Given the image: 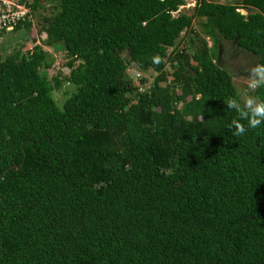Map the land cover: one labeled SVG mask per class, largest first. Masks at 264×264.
I'll return each instance as SVG.
<instances>
[{
  "label": "trees",
  "instance_id": "16d2710c",
  "mask_svg": "<svg viewBox=\"0 0 264 264\" xmlns=\"http://www.w3.org/2000/svg\"><path fill=\"white\" fill-rule=\"evenodd\" d=\"M10 1L29 13L0 32V264H264V124L233 134L218 55L264 64V0Z\"/></svg>",
  "mask_w": 264,
  "mask_h": 264
},
{
  "label": "rangeland",
  "instance_id": "374dc122",
  "mask_svg": "<svg viewBox=\"0 0 264 264\" xmlns=\"http://www.w3.org/2000/svg\"><path fill=\"white\" fill-rule=\"evenodd\" d=\"M218 1L220 4H226L228 0H214ZM186 5L182 6L179 11L185 14L191 15L194 11L195 0H185ZM246 15V14H245ZM17 34L15 37L13 36H4L1 40L3 47L7 50V54L12 51L18 44L23 42L24 38H18ZM37 33L35 30H32L28 34V41L24 47L23 52L32 49L34 44L37 42ZM15 38V40H13ZM208 44L211 46V41L207 39ZM52 51V50H50ZM171 52V49L169 50ZM219 65L226 69L233 78L234 85L238 89L239 92V101L240 104L246 106V94L245 91L248 89L249 77L251 74V70L253 67L257 65L258 58L245 52L243 49H240L233 41L225 42L222 41L220 44V52L218 53ZM65 53L60 51L54 54L55 62L51 69L48 70V75L50 77L56 76L58 71L63 72V64H64ZM64 75H67V71L64 70ZM131 77L134 75L133 71L128 72ZM75 90L74 87L63 84L61 89L55 93V99L60 104L72 94Z\"/></svg>",
  "mask_w": 264,
  "mask_h": 264
},
{
  "label": "clouds",
  "instance_id": "9594fccd",
  "mask_svg": "<svg viewBox=\"0 0 264 264\" xmlns=\"http://www.w3.org/2000/svg\"><path fill=\"white\" fill-rule=\"evenodd\" d=\"M261 87H264V64H258L252 68L248 83L249 89H257ZM245 94V104L246 108L248 109L245 114L247 119V127L239 120H234L232 122V125L235 128L233 134L236 136H242L246 134L249 128H258L264 124V100H258L256 97L250 95L248 91H245ZM228 107L236 108V100H229Z\"/></svg>",
  "mask_w": 264,
  "mask_h": 264
},
{
  "label": "built area",
  "instance_id": "2783aa9c",
  "mask_svg": "<svg viewBox=\"0 0 264 264\" xmlns=\"http://www.w3.org/2000/svg\"><path fill=\"white\" fill-rule=\"evenodd\" d=\"M196 6V3L194 7ZM29 13V9L10 0H0V32L11 33L17 24L22 21ZM141 77L140 74L136 75ZM151 80L145 84L150 86ZM143 91V88L140 89Z\"/></svg>",
  "mask_w": 264,
  "mask_h": 264
},
{
  "label": "water",
  "instance_id": "95a60500",
  "mask_svg": "<svg viewBox=\"0 0 264 264\" xmlns=\"http://www.w3.org/2000/svg\"><path fill=\"white\" fill-rule=\"evenodd\" d=\"M239 12L241 13L242 16H245V14H246L245 10H243V9L239 10ZM15 168H16V166H13V167H11L10 169L6 170V171L4 172V174L2 175L1 179L3 178L4 175H6V174L8 173L9 170H11V169H15Z\"/></svg>",
  "mask_w": 264,
  "mask_h": 264
},
{
  "label": "flooded vegetation",
  "instance_id": "af4514ba",
  "mask_svg": "<svg viewBox=\"0 0 264 264\" xmlns=\"http://www.w3.org/2000/svg\"><path fill=\"white\" fill-rule=\"evenodd\" d=\"M220 57V56H219ZM220 59V58H219Z\"/></svg>",
  "mask_w": 264,
  "mask_h": 264
}]
</instances>
